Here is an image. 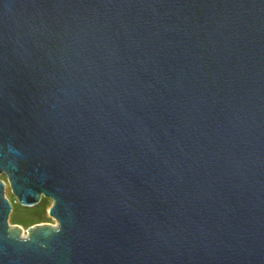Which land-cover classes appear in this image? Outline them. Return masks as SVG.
Returning <instances> with one entry per match:
<instances>
[{
    "label": "water",
    "instance_id": "water-1",
    "mask_svg": "<svg viewBox=\"0 0 264 264\" xmlns=\"http://www.w3.org/2000/svg\"><path fill=\"white\" fill-rule=\"evenodd\" d=\"M2 173L0 264H264V0H0Z\"/></svg>",
    "mask_w": 264,
    "mask_h": 264
},
{
    "label": "rangeland",
    "instance_id": "rangeland-1",
    "mask_svg": "<svg viewBox=\"0 0 264 264\" xmlns=\"http://www.w3.org/2000/svg\"><path fill=\"white\" fill-rule=\"evenodd\" d=\"M0 180L5 183V196L12 204V210L8 218L9 226H19L21 229V237L26 238L28 228L37 224L58 225L57 220L48 213L53 204V199L42 196L38 204L24 206L14 195L5 173L0 174Z\"/></svg>",
    "mask_w": 264,
    "mask_h": 264
}]
</instances>
